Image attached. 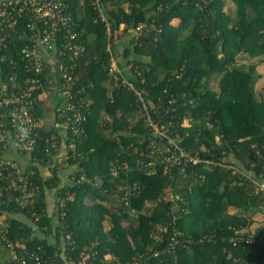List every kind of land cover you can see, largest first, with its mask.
Here are the masks:
<instances>
[{"label":"trees","instance_id":"1","mask_svg":"<svg viewBox=\"0 0 264 264\" xmlns=\"http://www.w3.org/2000/svg\"><path fill=\"white\" fill-rule=\"evenodd\" d=\"M68 1L63 13L74 30L83 29L78 42L85 47L76 65L86 90L74 102L92 105L75 124L78 134L67 130L63 166L43 146L32 153L42 162L28 168L37 187L33 204L22 206L14 192L0 200V264H32L35 256L42 264H264V84L255 91L256 66L264 64V0H229L234 14L227 0H101L110 36L90 0ZM25 23L8 32L4 70L19 58ZM117 36L123 41L107 50ZM240 54L255 64L236 66ZM112 59L120 74L109 71ZM135 91L153 121L204 162L175 165L168 176L159 165L153 172L145 166L165 139L135 119ZM38 132L57 134L54 126ZM51 192L56 224L46 212ZM176 194L179 200L156 201ZM109 197L118 203L108 205ZM240 235L254 241L233 246L229 238Z\"/></svg>","mask_w":264,"mask_h":264},{"label":"built area","instance_id":"2","mask_svg":"<svg viewBox=\"0 0 264 264\" xmlns=\"http://www.w3.org/2000/svg\"><path fill=\"white\" fill-rule=\"evenodd\" d=\"M90 1L93 9L99 13L101 21L105 22L106 33L110 36V24L102 12L101 0ZM68 6V0H0V28L4 29L3 33L0 32V182H3V185L0 186V200L6 195L9 197L11 195L12 199L14 192L17 194L14 200L22 206L33 204L37 187H32L29 175L33 171L28 168L42 162H36L31 158L32 153L37 152L41 148L40 146H43L44 153H52L53 161L63 166L67 159L64 150L65 140H68L66 139L67 130L70 128L72 134L77 135L78 129L75 124L85 119V116H82L85 105L87 108L92 105V101L83 97V99L80 98L78 104L74 102L75 94L79 95L86 90L84 86H80L76 65V60L81 53L83 54L85 47L83 43L78 42L83 29H80L79 32L74 30L73 26L77 25L76 22L63 13V10H66ZM23 18H26L22 32V40L25 42L17 53L19 58H10L7 70H4L1 63L6 58L4 53L8 50L7 45L10 39L8 32H16L19 20ZM121 25H119L118 32ZM61 32L66 33V35L64 34L66 41L60 44L61 48L58 51L57 36ZM17 69L20 73L32 72L34 76L18 78ZM109 71L120 74L116 60H111ZM50 92H52L51 95ZM135 96L138 107L135 119L142 118L144 126L147 127L153 138L159 136L161 140L165 139L159 143L154 152L151 151L148 155L151 161L145 163V166L149 167L151 172L159 165L162 174L168 176L175 165L184 167L187 161L204 162L197 156L186 153L175 138L167 135L168 128L158 126L153 121L141 91H135ZM50 102L53 103L52 108L48 110V112H52V124L45 128L42 114L47 112L46 103ZM37 112L41 113L40 116H36ZM69 124L70 126L67 127ZM51 126H54L57 134H51L49 138H42L38 132L39 129L43 127L48 130ZM216 140H218L217 137ZM161 145H164L165 148L157 151ZM136 151L137 149L134 148V152ZM162 152L167 154L165 159H153L152 153ZM205 163L216 164L213 160H206ZM125 166L126 163L119 169L121 170ZM226 166L230 168L232 174L237 172L234 166ZM39 167L43 169L44 173L48 171L47 166L39 165ZM111 174L112 177L117 178L118 170L112 171ZM125 186L120 184L119 189L126 190ZM262 189L263 184H258L256 190ZM129 192V190L125 191L124 196L120 197L122 202L127 200ZM173 199L179 200V195H171L167 198L158 197L156 201H172ZM117 200L119 201V199ZM175 206L177 208V204ZM162 231L163 229L159 228V233ZM235 232L239 233L238 230ZM252 241L254 239L245 235L229 238V242L233 246L240 242L248 244ZM22 264L26 263L22 261ZM32 264H42L39 256L34 257ZM68 264L84 263L69 262Z\"/></svg>","mask_w":264,"mask_h":264},{"label":"crops","instance_id":"3","mask_svg":"<svg viewBox=\"0 0 264 264\" xmlns=\"http://www.w3.org/2000/svg\"><path fill=\"white\" fill-rule=\"evenodd\" d=\"M123 30H124V25L122 24V25L120 26V31L118 32V36L123 34ZM118 36L115 38V40H114V42H113L112 45H111V43H110V45H109V49H110V50H111L112 46L117 47V46L120 44V42L123 41V40H120V41H119V40H118ZM118 57H119L118 60H120V56H119V55H118ZM52 106H53V103H52V102H50V103H46V107H45V109L47 110V112L42 114V117H43L45 120H47V123H49V125L52 124V115H51L52 112H48V110H49L50 108H52ZM135 116H136V115H135ZM45 120H44V123H43L44 127H45ZM45 128H46V127H45ZM109 199H110V200H109L108 205L114 206V205H116L117 202H118L117 198L109 197ZM45 200H46L45 203H46V212H47V216L52 217V218H51V222H52V224H56V222H57V218H56V216H55V214H56V205H55V204H56V201H55L54 197L52 196V192L47 194ZM254 219H257V216H255ZM54 233H55V230H54V227H53V233H52V235H54ZM49 240L53 241L51 237L49 238ZM2 249H4V248L0 246V254H1V255L4 254V253H3L4 251H3ZM9 250H10V249H9ZM7 252H8V255H9L10 252H11V250H10V252H9V251H7ZM7 252H5V255L8 257ZM7 259H9V258H7Z\"/></svg>","mask_w":264,"mask_h":264},{"label":"rangeland","instance_id":"4","mask_svg":"<svg viewBox=\"0 0 264 264\" xmlns=\"http://www.w3.org/2000/svg\"><path fill=\"white\" fill-rule=\"evenodd\" d=\"M225 9L227 11L231 12L232 14H234V4L231 1H229V0L226 1V7H225ZM188 33H189V30H187L184 34L186 35ZM253 63L255 64L254 60H250L247 57H245L244 55H241L240 54L237 57V64H236V66L243 67L244 69H247L249 67V65H251ZM256 63H257V61H256ZM256 70H257V72H259V74H261V78H259L258 81L255 84V89H256L255 91L257 93H259L258 90H260L262 88L263 84H264V64L259 63L256 66ZM143 125H144V123H143ZM48 126H49V123H47V120H45V127L47 128ZM164 148H165L164 145H161L157 151H161ZM258 217H259V215H258Z\"/></svg>","mask_w":264,"mask_h":264},{"label":"bare ground","instance_id":"5","mask_svg":"<svg viewBox=\"0 0 264 264\" xmlns=\"http://www.w3.org/2000/svg\"><path fill=\"white\" fill-rule=\"evenodd\" d=\"M218 138V137H217ZM233 166V165H232Z\"/></svg>","mask_w":264,"mask_h":264}]
</instances>
